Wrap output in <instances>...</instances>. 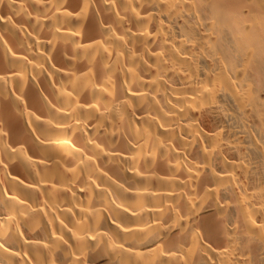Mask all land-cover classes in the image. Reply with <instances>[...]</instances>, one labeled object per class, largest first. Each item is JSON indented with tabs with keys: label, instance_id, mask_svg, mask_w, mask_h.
<instances>
[{
	"label": "bare ground",
	"instance_id": "1",
	"mask_svg": "<svg viewBox=\"0 0 264 264\" xmlns=\"http://www.w3.org/2000/svg\"><path fill=\"white\" fill-rule=\"evenodd\" d=\"M0 264H264V0H0Z\"/></svg>",
	"mask_w": 264,
	"mask_h": 264
}]
</instances>
